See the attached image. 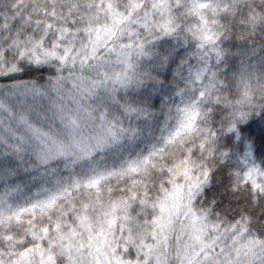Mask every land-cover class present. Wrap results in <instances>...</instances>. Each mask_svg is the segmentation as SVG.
Here are the masks:
<instances>
[{"label":"snow or ice","instance_id":"1","mask_svg":"<svg viewBox=\"0 0 264 264\" xmlns=\"http://www.w3.org/2000/svg\"><path fill=\"white\" fill-rule=\"evenodd\" d=\"M0 264H264V0H0Z\"/></svg>","mask_w":264,"mask_h":264},{"label":"trees","instance_id":"2","mask_svg":"<svg viewBox=\"0 0 264 264\" xmlns=\"http://www.w3.org/2000/svg\"><path fill=\"white\" fill-rule=\"evenodd\" d=\"M0 188H2V185H0Z\"/></svg>","mask_w":264,"mask_h":264}]
</instances>
